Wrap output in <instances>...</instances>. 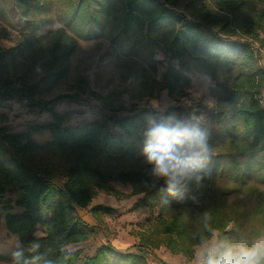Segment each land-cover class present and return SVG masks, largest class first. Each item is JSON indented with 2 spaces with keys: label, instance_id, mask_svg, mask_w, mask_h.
I'll return each mask as SVG.
<instances>
[{
  "label": "trees",
  "instance_id": "16d2710c",
  "mask_svg": "<svg viewBox=\"0 0 264 264\" xmlns=\"http://www.w3.org/2000/svg\"><path fill=\"white\" fill-rule=\"evenodd\" d=\"M51 3L18 0L20 34L0 26V105L16 99L53 118L17 132L0 127V264H147L144 254L120 252L111 244L101 245L91 256L77 247L92 233L77 207H90L96 215L111 209L92 205L100 188L120 196L143 194V204L159 205L158 219L139 234L140 249L164 244L174 253L193 257L196 246L215 232L221 242L246 240L249 245L263 235L264 68L247 71L246 63L255 59L247 43L233 42L246 51L205 53L198 42L203 31L223 42L222 34L227 39L234 34L260 39L264 6L257 8L261 3L256 0H73L59 27L49 29L50 16L28 17L30 8L50 10ZM118 8L120 30L114 39L119 52L140 60L131 85L154 95L156 79L150 71L156 70L154 55L163 43L181 63L185 54L190 60L207 59L211 71L229 84L215 108L193 112L175 107L164 117L157 110L137 108L119 117L117 108L110 106L109 113L101 111L94 121L64 124L67 116L55 106L67 95H45L68 74L78 37L103 36L105 21ZM171 22L178 23L175 36H163L160 31L167 35ZM182 71L169 66L164 75L162 89L171 97L180 96L189 83ZM108 99L110 104L117 101L119 93L108 94ZM185 111H192L186 122L208 134L209 158L196 173L199 179L193 177L170 194L165 180L153 176L147 162L145 133L152 117L159 123ZM45 130L52 138L40 144L35 136ZM112 180L129 184L131 192L110 187ZM241 195L255 204L251 215L248 205L234 204ZM40 227L42 234L37 235ZM17 251L22 253L18 258Z\"/></svg>",
  "mask_w": 264,
  "mask_h": 264
},
{
  "label": "rangeland",
  "instance_id": "374dc122",
  "mask_svg": "<svg viewBox=\"0 0 264 264\" xmlns=\"http://www.w3.org/2000/svg\"><path fill=\"white\" fill-rule=\"evenodd\" d=\"M40 1L43 2L44 0ZM72 1L52 0L50 10H46L45 7H41L40 10L30 8L28 17L40 19L50 16L53 18V22L49 29L59 27L62 25L61 18L63 14L69 11V3ZM207 1L211 2V0ZM256 1L261 3L257 8L264 6V0ZM20 10L18 0H0V26L15 35H19L20 16L22 15V10ZM121 12V8H118L107 18L103 36L85 40L72 33L78 37V45L71 58L70 70L59 84L49 94L45 95V98L59 94L67 95L55 106L57 112L66 114L67 118L64 124L79 125L94 121L99 119L101 111L109 113L108 108L110 106L117 108L119 117L133 114L137 108L157 110L162 117L170 108L175 107L191 108L193 112H203L215 108L217 100L225 96L230 90L229 84L224 78L217 77L211 71L207 59L190 60L189 56L185 54L184 61L181 63L173 53L166 50L163 43L154 55L156 70L155 72L150 71L152 78L156 79L155 88L151 89L154 95H148L139 91L138 87L131 85L135 66L140 60L138 55L125 56L119 52L114 37L120 30L119 17ZM177 28L178 23L171 22L166 28L167 35L164 34V31L160 32H163V36H175ZM241 35L234 34L231 39H227L228 37L222 34L221 36L225 40L223 42L217 39L212 32L203 31L198 42V48L205 53L227 49L246 51V47L233 43L234 40H239L247 43L249 50L252 49L255 55L256 60L253 59L246 63L247 71L255 72L260 66L264 68V33H261L260 39L257 40L248 35ZM169 66L182 69V72L189 79L188 85L182 89L180 96L175 98L169 96L166 89H162L164 75ZM152 78L150 77V79ZM114 91L119 93V99L110 101V104L108 94ZM261 101L264 107V87ZM192 111L176 113L174 117L186 122V117L188 114L191 115ZM201 118V116L198 117V119ZM50 121H53L50 113L42 111L39 107L29 110L27 106L16 99L5 101L0 105V127L6 126L12 132L25 130L28 124L32 122L46 123ZM150 121H156L155 117H152ZM149 122L148 125L150 126ZM35 137L40 144H46L52 138L48 130L38 133ZM109 186L123 192V194L131 192L129 184L117 180L110 181ZM143 196V194L120 196L100 188L92 205L108 206L111 208L109 212L96 215L90 207H77L81 218L92 228L89 239L77 246L82 248L83 255L91 256L101 245L111 244L120 252L128 250L144 254L147 264H197L195 254L201 246L221 242L217 232H215L209 240L196 246L193 257L184 253H174L164 244L157 249H140L139 234L148 230V226L158 219L160 213L159 205L143 204ZM240 197L234 201V204L248 205L247 211L251 215L255 204H252L248 196L241 195ZM36 234H42L41 227ZM260 237H264V234L258 238Z\"/></svg>",
  "mask_w": 264,
  "mask_h": 264
},
{
  "label": "clouds",
  "instance_id": "9594fccd",
  "mask_svg": "<svg viewBox=\"0 0 264 264\" xmlns=\"http://www.w3.org/2000/svg\"><path fill=\"white\" fill-rule=\"evenodd\" d=\"M145 133L144 154L152 166V174L163 178L170 194L184 182L196 177V173L209 158L208 134L195 124L168 117L157 123L150 121ZM210 219L209 214H205ZM38 245H34L35 249ZM21 252L14 253L20 257ZM197 264H262L264 261V237L251 244L246 240L237 243L220 242L203 245L196 252Z\"/></svg>",
  "mask_w": 264,
  "mask_h": 264
}]
</instances>
